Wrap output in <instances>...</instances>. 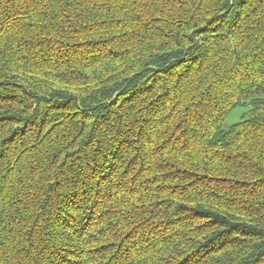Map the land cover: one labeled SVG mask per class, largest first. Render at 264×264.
Returning a JSON list of instances; mask_svg holds the SVG:
<instances>
[{
  "label": "trees",
  "instance_id": "obj_1",
  "mask_svg": "<svg viewBox=\"0 0 264 264\" xmlns=\"http://www.w3.org/2000/svg\"><path fill=\"white\" fill-rule=\"evenodd\" d=\"M0 264H264V0H0Z\"/></svg>",
  "mask_w": 264,
  "mask_h": 264
},
{
  "label": "rangeland",
  "instance_id": "obj_2",
  "mask_svg": "<svg viewBox=\"0 0 264 264\" xmlns=\"http://www.w3.org/2000/svg\"><path fill=\"white\" fill-rule=\"evenodd\" d=\"M246 110H244L242 107H238L236 109H234L230 115L226 118V121L224 123V126L226 127H229L237 122L240 121L243 113L245 112Z\"/></svg>",
  "mask_w": 264,
  "mask_h": 264
}]
</instances>
